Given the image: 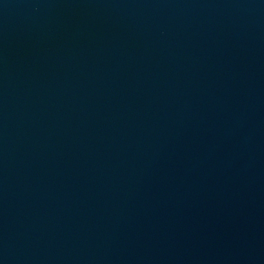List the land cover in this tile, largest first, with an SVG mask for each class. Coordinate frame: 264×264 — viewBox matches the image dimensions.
<instances>
[{
    "label": "water",
    "instance_id": "water-1",
    "mask_svg": "<svg viewBox=\"0 0 264 264\" xmlns=\"http://www.w3.org/2000/svg\"><path fill=\"white\" fill-rule=\"evenodd\" d=\"M0 264H264V0H0Z\"/></svg>",
    "mask_w": 264,
    "mask_h": 264
}]
</instances>
